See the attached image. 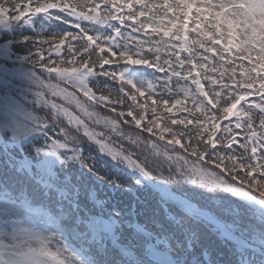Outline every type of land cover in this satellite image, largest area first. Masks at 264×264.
<instances>
[{
	"label": "snow or ice",
	"instance_id": "6c2138e0",
	"mask_svg": "<svg viewBox=\"0 0 264 264\" xmlns=\"http://www.w3.org/2000/svg\"><path fill=\"white\" fill-rule=\"evenodd\" d=\"M5 3L0 0V33L11 38L3 40L0 60L15 56L25 64L0 63V76L5 82L18 76L31 98L0 97V264H264V0H12L11 8ZM22 26L32 28L35 39L16 40ZM101 28L111 32L104 36ZM125 28L131 29L127 36ZM141 31L149 39L132 45V33ZM73 41L81 43L79 52ZM29 43L34 54L13 51ZM44 44L58 57L66 46L69 58L45 57ZM162 49L169 54L163 62ZM113 65L116 70H106ZM145 75L160 82L159 94ZM99 76L120 82V99L96 94L90 84ZM165 93L169 99L162 98ZM180 93L183 100L171 99ZM125 98L131 101L127 113L113 118L99 111L110 106L116 113ZM177 105L192 119L168 123L165 113ZM149 108L152 118L142 124ZM125 116L149 139L125 137ZM62 120L76 133L82 129L99 155H85L80 136L60 127ZM90 124L169 162L168 179L153 178L147 156L143 162L133 159ZM176 125L189 131L178 132ZM57 128L52 139L49 133ZM236 145L243 154H233ZM97 186L132 200L112 204L100 198ZM136 192L145 193L144 199ZM216 243L228 249L227 260L217 255Z\"/></svg>",
	"mask_w": 264,
	"mask_h": 264
},
{
	"label": "trees",
	"instance_id": "16d2710c",
	"mask_svg": "<svg viewBox=\"0 0 264 264\" xmlns=\"http://www.w3.org/2000/svg\"><path fill=\"white\" fill-rule=\"evenodd\" d=\"M158 1L159 0H154V2H156V3H158ZM11 2H12V0H6L5 6H8V7L11 8ZM15 2L24 4V3H27L28 0H15ZM97 2H99V0H97ZM149 2H153V0H149ZM52 11L53 12H57L58 10H52ZM83 26L86 27V28H90L91 27V25L88 24L87 22H85ZM64 29L65 30H69V31H79L78 29H75V28H72V27H69V26H64ZM39 30H40V21L36 20L35 21V32H38ZM53 31H57L58 32L59 28L53 29ZM101 31H103L104 36L109 35V32L107 30H104V29L102 30V28H101ZM35 32L30 30L26 26L18 27L16 29V32H15V39L19 41L22 38L23 35H27V36L32 37V38L35 39ZM124 32H125V36H127V34L131 32V29L125 30ZM50 34L51 33L49 32V35ZM89 35L95 36V35H97V33L94 32V31H89ZM132 36L135 37V39H133L131 41L132 45H135L136 40L149 39V37H146L144 35L143 31L137 32V33H132ZM8 38H11V35L5 36L3 33H0V46H2L3 40L4 39H8ZM155 39H159V37H155ZM67 43H68V41L66 39L65 45ZM72 44H73L74 51L79 52L80 49H81V43L73 41ZM37 46H39V44H37ZM42 47L44 48L43 55L45 57H47V56H49L51 54V57H52L53 61H57L60 58H63L64 60H67L69 58L70 54H69L68 49H67L66 46H63V45L61 46V52H60L59 57L55 54V52H51V53L49 52V45L48 44H44ZM145 47H147V45H145ZM29 49L32 51L33 54L35 53V47L32 44H30V43L29 44H21V45H19L17 47H14L13 51L18 53V54H20V55H25V54H27V51ZM113 50L114 51H118L115 48ZM131 51L132 52L136 51V48L132 47ZM105 54L110 56V53H107V51L105 52ZM182 55H186V54H182ZM96 56H97V54H93L90 59L91 60H96ZM81 58L82 59H89V57H87V56L78 57V59H81ZM149 58L150 59H154L155 57L154 56H150ZM160 58H161V62H163V60H165V59H169V54H168L166 49H162L161 50ZM172 58L174 59V57H172ZM113 59H115V58H113ZM0 61H2L4 64H7L9 67H14V66H18V65L21 66L22 64H25V62L16 60L15 56H13L12 60H9V61L0 60ZM120 63L123 64L124 62L121 61ZM25 66H27V65H25ZM53 66H56L55 63L53 64ZM60 66L61 67H67L68 65L67 64H63V65H60ZM105 68H106V70H109V71L116 70L115 69V65H113V66H105ZM95 70L97 72L100 71V67H99L98 63L96 64ZM156 75H157V77H163L164 74L163 73H161V74L157 73ZM218 75H219V73H217V76ZM144 79L145 80H151L153 82V84L158 85L154 89V91L157 94H159L163 90L162 87L159 86L160 82L157 79H154L152 76L145 75ZM204 83H205V86L207 88V83L206 82H204ZM90 87L93 88V90L96 92L97 95L109 96L111 100H118L123 95V94H121L119 92V88H120V82L119 81H112L111 78H105L103 76H99L96 80L92 81L91 84H90ZM124 87H125L126 90H131L129 85H124ZM172 87H173V90L175 91V89H176V80H175V78H173V80H172ZM194 87L195 86L193 85L192 88L194 89ZM213 90H218V89H213ZM1 94L2 93H1V90H0V95ZM146 96H147V93L145 95V99H146ZM155 98L156 99H160L161 97L159 95H157ZM162 98L163 99H169V96L167 95V93H165V95ZM171 99H181V100H183L184 99L183 93H180L179 95H173L171 97ZM143 102H144V99H141L140 103H143ZM148 103H149V105H151V101H148ZM130 104H131V101H129V100H127L125 98V102H124L123 106H120V105L116 106L117 107V112L116 113H112L110 111V106L100 107L99 111L101 112L102 115H111L113 118H115L120 111H124L125 113H127L128 106ZM169 106H171V104ZM187 106L189 108L191 107V101H187ZM183 107H184V105H177V107L173 109L172 113H165V115L167 117H169V120L167 122L170 123L171 119H176V120L184 119L185 116H187V119H192L191 115H188V114H186V113H184L182 111ZM42 114L43 113L41 112L40 115H42ZM216 114L218 116L220 115L219 112H217ZM145 115H146V120L142 121V124H146L147 120H150L152 118V114H151V109L150 108H149L148 112ZM158 115H159V113H158ZM197 115H199V113H197ZM136 116H137V118H139V112H136ZM123 119L129 121L128 124L123 123V120L121 121V129L124 132L125 137H127L128 135H131L133 137H136L137 135H142L144 140H148L149 139V134L148 133L142 132L141 129H138V128L135 127V124L131 120V117L125 116ZM201 119H203V117H201ZM255 119H256V123L258 124L259 123V117L257 116ZM60 127H65L64 122L61 121ZM175 129L178 132L189 131V129L186 128L184 125H176ZM101 132H103L106 136H108L110 138V140L113 141L117 146L134 147L135 149H137L139 151H144L145 150V147H144L143 144H141L139 147H136V146L132 145L127 139H120L116 134L111 133L109 130L102 129ZM51 133H53V135H54V137L56 139L57 138V134L59 133V129L57 128V130L55 132H51ZM60 135H61V139H62L63 138L62 134H60ZM192 135H195L194 131L192 132ZM219 135L223 136V132H221ZM152 139H155V137H152ZM185 143H187L186 139H185ZM192 143H193V146H197L195 140H193ZM177 147H179V146H177ZM199 147L201 148V150H203V145L202 144L199 145ZM84 149H86V148L84 147ZM25 151L27 152V150H25ZM86 153H88V154L91 153L93 156H96L95 153L92 152L91 150L88 151L86 149L85 154ZM233 154H243V150H241L240 148H236V151ZM244 162L248 163L247 160H245ZM101 163L103 164V159L101 160ZM104 167H108V165H104ZM100 175H104V173L101 172ZM131 183H133V184L135 183V178H132ZM97 187L99 188L100 198L101 199H106L112 204H117V203L126 204L130 200H132V196L130 194H128V193H122V192H119V191L113 192L107 186H104V187L97 186ZM124 187L127 188L128 185L125 184ZM135 195L140 197L143 200L144 196H145V193L136 192ZM149 199H151V198L149 197ZM214 247L217 250V255H219L221 259H223V260H227L228 259L229 252L226 251L225 247H223L219 243H216L214 245ZM226 255H228V256H226Z\"/></svg>",
	"mask_w": 264,
	"mask_h": 264
},
{
	"label": "rangeland",
	"instance_id": "374dc122",
	"mask_svg": "<svg viewBox=\"0 0 264 264\" xmlns=\"http://www.w3.org/2000/svg\"><path fill=\"white\" fill-rule=\"evenodd\" d=\"M13 78H16V79H18V80H21V79H19V77L18 76H13ZM24 96V95H23ZM25 97V96H24ZM31 97H29V99H30ZM190 187H195V186H190Z\"/></svg>",
	"mask_w": 264,
	"mask_h": 264
}]
</instances>
